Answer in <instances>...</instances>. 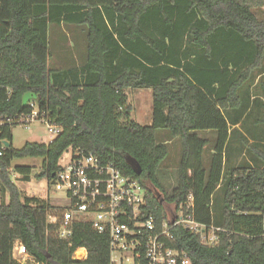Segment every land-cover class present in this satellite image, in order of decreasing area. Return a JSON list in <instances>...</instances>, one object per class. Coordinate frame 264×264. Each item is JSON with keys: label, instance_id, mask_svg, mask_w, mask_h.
I'll return each mask as SVG.
<instances>
[{"label": "trees", "instance_id": "trees-1", "mask_svg": "<svg viewBox=\"0 0 264 264\" xmlns=\"http://www.w3.org/2000/svg\"><path fill=\"white\" fill-rule=\"evenodd\" d=\"M261 9L264 0H0V119H10L0 124V190L9 196L0 202V264H13L16 239L38 259L46 250L56 264H70L77 248L90 263L108 262L105 233L77 221L71 238L60 240L51 218L63 207L23 195L12 180L29 179L32 169L12 167V159L41 157L36 177L52 184L70 149L137 179L159 226L171 204L205 233L215 228L213 244L184 226L169 228L170 245L192 264H264ZM62 25L83 54L50 67L49 32ZM256 77L258 90L250 93ZM146 88L152 122L141 125L130 117L125 91ZM30 101L38 120L59 129L48 144L15 149L11 128L31 112ZM204 131L214 132L211 152L198 135ZM165 138L180 147L171 189L161 181Z\"/></svg>", "mask_w": 264, "mask_h": 264}, {"label": "built area", "instance_id": "built-area-1", "mask_svg": "<svg viewBox=\"0 0 264 264\" xmlns=\"http://www.w3.org/2000/svg\"><path fill=\"white\" fill-rule=\"evenodd\" d=\"M29 106L31 112L20 117L19 123L38 120L36 103L30 101ZM9 121L6 117L0 119V124ZM47 129L56 133L59 128L48 125ZM51 187L56 196L65 201L64 205L57 204L63 207L59 216L51 218L57 222V237L68 241L74 223L87 222L94 231L108 236L109 260L106 264H192L186 253L170 245L173 235L169 228L175 225L200 233L207 244L217 240L215 228L210 227V232L205 233V227L191 214L184 215L175 207H167L166 218L159 226L155 217L146 212V190L137 179L123 175L112 163H102L92 153L85 154L80 149L69 150ZM189 207L187 204L186 208ZM42 253L44 259H38L20 240L12 243L13 264H56L46 250ZM87 259V250L77 248L71 254L70 264H93Z\"/></svg>", "mask_w": 264, "mask_h": 264}, {"label": "rangeland", "instance_id": "rangeland-1", "mask_svg": "<svg viewBox=\"0 0 264 264\" xmlns=\"http://www.w3.org/2000/svg\"><path fill=\"white\" fill-rule=\"evenodd\" d=\"M257 15L261 18H264V9L256 11ZM60 32V30H59ZM68 40L60 33L57 35L54 32L50 34V45L49 51L50 55L48 57V64L50 67H65L69 63H72L73 55H82L81 45L72 47L73 44L77 42L75 35L72 36V40ZM62 39H65L67 47L64 45ZM70 44V45H69ZM81 56L77 57L76 61L80 60ZM78 63V62H77ZM260 78L264 79V75ZM256 77L252 80L254 85L257 80L260 79ZM252 87L250 86V93L256 92L257 85ZM254 86V87H253ZM128 97V104L131 106L130 117L135 122H138L141 125H149L152 122V93L151 90L146 89H127L126 91ZM29 100V96L25 97ZM47 124L40 120H33L28 124H18L11 128L12 135V147L15 149H21L27 142H38L48 144L55 137L56 133L53 131H48ZM238 131H241L238 130ZM238 131H234L233 137L237 134ZM177 148V149H176ZM177 150V152H176ZM178 150L179 144L176 140L172 145L169 146V154L163 161V171L162 175V184H165L166 189H171L175 185V179L173 174L176 172L178 165ZM69 150L66 151L59 162H65L68 158ZM41 157H23V158H14L11 161V166H30L31 174L29 179L22 180L21 176L18 174H13L12 180L16 183L17 187L23 192L25 196H37L39 198H49L50 202L53 204L64 205L65 201L59 199L56 196V193L53 191L51 184L47 183V180L44 178H37L36 174L41 169L42 164ZM206 161V160H205ZM62 164V163H60ZM168 176V177H167ZM168 182V183H167ZM167 183V184H166ZM50 187V188H49ZM9 196L7 193L3 194L0 190V202L8 203ZM166 206V205H165ZM167 207L172 208L173 205H167ZM169 210V209H168Z\"/></svg>", "mask_w": 264, "mask_h": 264}, {"label": "crops", "instance_id": "crops-1", "mask_svg": "<svg viewBox=\"0 0 264 264\" xmlns=\"http://www.w3.org/2000/svg\"><path fill=\"white\" fill-rule=\"evenodd\" d=\"M54 29V32H55V34H56V29H57V35H59L60 33L63 35V33H66V35H67V37H69V40L71 41L72 40V36H70V34L67 32V30L65 29V27L62 25V26H60V27H54L53 28ZM53 29H51V33H52V31H53ZM59 30H60V32H59ZM50 32H49V40H50ZM75 35V34H74ZM81 38H82V36H81ZM67 40H68V38H67ZM62 41H63V43L64 42H66V40L65 39H62ZM67 43V42H66ZM66 43H64V45L67 47V44ZM70 45V44H69ZM72 47H74L73 45H72ZM77 59V56L76 55H73L72 56V60H76ZM69 65V64H68ZM234 126H238L237 124L236 125H234ZM234 126H232L231 125V127L230 128H232V127H234ZM159 135H160V133H158ZM198 135L200 136V137H203V138H206L207 140H208V151H209V149L212 147V143L214 142V140H215V135H214V132H211V131H204V132H198ZM161 136V135H160ZM163 137H166V135L165 134H163L162 135ZM177 139L176 138H171V139H168V138H165V143H167V144H169V145H172L175 141H176ZM177 149V148H176ZM176 152H177V150H176ZM210 152H211V149H210ZM178 161H179V159H180V147H179V150H178ZM207 156V155H206ZM208 159H206V161H207Z\"/></svg>", "mask_w": 264, "mask_h": 264}, {"label": "water", "instance_id": "water-1", "mask_svg": "<svg viewBox=\"0 0 264 264\" xmlns=\"http://www.w3.org/2000/svg\"><path fill=\"white\" fill-rule=\"evenodd\" d=\"M3 144H4L5 147L8 146V143L7 142H4ZM138 173H139V171H138Z\"/></svg>", "mask_w": 264, "mask_h": 264}]
</instances>
